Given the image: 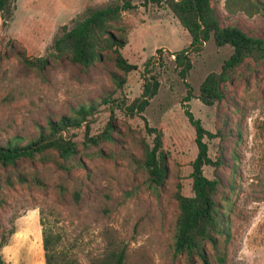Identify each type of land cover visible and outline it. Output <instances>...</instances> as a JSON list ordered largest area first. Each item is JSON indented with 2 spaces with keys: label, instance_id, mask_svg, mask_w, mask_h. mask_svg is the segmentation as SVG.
Listing matches in <instances>:
<instances>
[{
  "label": "rangeland",
  "instance_id": "rangeland-1",
  "mask_svg": "<svg viewBox=\"0 0 264 264\" xmlns=\"http://www.w3.org/2000/svg\"><path fill=\"white\" fill-rule=\"evenodd\" d=\"M117 1L11 0V16L4 24L0 18V145L24 143L47 132L48 120H79L81 109L89 110L62 132L74 141L70 155L46 149L14 166L0 164V174L19 169L44 180V185L2 184L3 264H44L39 210L76 264H87L101 251L104 228L127 250L144 249L149 264H202L199 258L188 263L173 250L178 212L173 194L192 193L190 161L196 153L184 107L214 134L203 139L216 162L202 165V171L217 180L224 264H264V57H245L220 83L222 96L205 104L197 97L198 85L207 72L220 69L231 47L209 39L199 49L188 48L189 67L181 75L172 52L188 46L189 34L164 3L142 0H132L134 6L109 24L135 68H119L113 46L98 48L86 65L55 53L52 39L61 24L71 25L88 7ZM209 1L220 25L264 36V0H250L259 7L249 13L229 10L226 0ZM36 56L46 62L24 59ZM151 75L158 81L156 92L142 111H130L127 104ZM144 120L162 132L166 175L158 186L139 161L142 139L151 141ZM206 250L209 264H218L209 244Z\"/></svg>",
  "mask_w": 264,
  "mask_h": 264
},
{
  "label": "trees",
  "instance_id": "trees-1",
  "mask_svg": "<svg viewBox=\"0 0 264 264\" xmlns=\"http://www.w3.org/2000/svg\"><path fill=\"white\" fill-rule=\"evenodd\" d=\"M229 10L242 9L251 12L250 8L258 9L250 0H226ZM147 2L164 3L176 17L179 23L189 34L190 40L187 47L173 51V61L180 65L179 73H183L189 67L187 49H199L202 43L212 40L217 46L228 44L231 47L229 54L223 59L220 69L211 70L205 74L198 85L197 97L205 104L218 100L222 94L220 83L228 77L229 71L240 64L245 57L258 59L264 57V36L247 34L235 24L220 25L209 0H142ZM233 3V5H232ZM232 5V7H231ZM134 6L132 0H120L97 7H88L85 13L72 20L71 25L61 24L60 31L52 39V48L57 54H69L71 60L81 64H89L97 57L98 48L113 46L114 61L123 71H129L136 67L129 62L120 52L123 41L115 37L109 31L110 21L117 19L124 9ZM264 9V4H261ZM11 0H0L1 23H5L11 16ZM159 51V49H158ZM29 63L42 66L46 59L36 56L33 59L24 58ZM157 79L147 76L138 97H134L127 107L131 111L140 112L147 105L149 98L156 92ZM189 92L183 100L188 99ZM187 120L193 126L194 143L196 153L190 161L191 191L187 195L180 191L174 192L178 212L175 218L173 230V250L176 254H182L184 259L191 263L199 258L202 264H209L207 245L213 250V255L218 264L225 261V242H221L219 236L221 227L218 221V212L214 200V192L217 187L215 178L203 174L202 165L214 164L216 160L207 154L206 136L214 135L206 129L200 119L184 107ZM82 116L72 119L61 116L56 120H48V131H39L38 135L24 143L7 141L0 145V164L14 166L21 158H32L37 153L46 149L54 150L60 157H66L74 151V141L69 134H62L67 127L76 126L81 119H85L89 110L81 109ZM145 130L151 135V141L142 139V155L139 161L147 172V178L153 185H160L166 175V156L162 147V132L156 126H151L144 120ZM107 127L110 124H106ZM44 185V180L35 172L23 170H10L0 174V189L2 184L12 186L14 183ZM39 223L41 226V245L44 264H76L75 259L59 247V233L53 230L39 210ZM12 230H9V233ZM105 244L100 252L91 255L87 264H149L147 252L142 248L127 250L114 240V234L109 229L102 231ZM5 243L4 233L0 234V264H3L1 247Z\"/></svg>",
  "mask_w": 264,
  "mask_h": 264
},
{
  "label": "built area",
  "instance_id": "built-area-1",
  "mask_svg": "<svg viewBox=\"0 0 264 264\" xmlns=\"http://www.w3.org/2000/svg\"><path fill=\"white\" fill-rule=\"evenodd\" d=\"M173 55V54H172Z\"/></svg>",
  "mask_w": 264,
  "mask_h": 264
}]
</instances>
